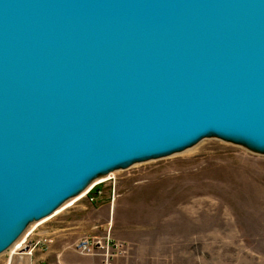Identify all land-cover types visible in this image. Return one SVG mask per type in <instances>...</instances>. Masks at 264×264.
<instances>
[{
  "label": "water",
  "instance_id": "obj_1",
  "mask_svg": "<svg viewBox=\"0 0 264 264\" xmlns=\"http://www.w3.org/2000/svg\"><path fill=\"white\" fill-rule=\"evenodd\" d=\"M208 133L264 149V0H0V253Z\"/></svg>",
  "mask_w": 264,
  "mask_h": 264
},
{
  "label": "rangeland",
  "instance_id": "obj_2",
  "mask_svg": "<svg viewBox=\"0 0 264 264\" xmlns=\"http://www.w3.org/2000/svg\"><path fill=\"white\" fill-rule=\"evenodd\" d=\"M105 175L57 214L32 222L27 242L49 234L52 243L30 255L22 254L28 243L7 248L0 264H84L73 243L87 235L124 241L123 264H264V149L208 133Z\"/></svg>",
  "mask_w": 264,
  "mask_h": 264
},
{
  "label": "built area",
  "instance_id": "obj_3",
  "mask_svg": "<svg viewBox=\"0 0 264 264\" xmlns=\"http://www.w3.org/2000/svg\"><path fill=\"white\" fill-rule=\"evenodd\" d=\"M25 236L23 239L24 251L28 252L29 255L32 254V251L44 243H52L54 241V237L49 234H41L36 238L30 239L27 242V237ZM73 250L79 255L91 256L96 259V262L93 264H123L122 256L126 252V244L124 241L115 240L111 238H105L100 236H83L79 237L73 243ZM58 264H76V263H61L58 261ZM78 264V263H77Z\"/></svg>",
  "mask_w": 264,
  "mask_h": 264
},
{
  "label": "bare ground",
  "instance_id": "obj_4",
  "mask_svg": "<svg viewBox=\"0 0 264 264\" xmlns=\"http://www.w3.org/2000/svg\"><path fill=\"white\" fill-rule=\"evenodd\" d=\"M101 175V174H100ZM97 175L95 177H93L83 188L80 192H78L77 194L73 195L72 197L66 199L63 203H61L59 206H57V208H55L52 212V214L45 216L43 218H40L35 221L39 222V224L47 219H49L50 217H52L53 215L57 214L58 212H60L63 208L67 207L68 205L72 204V202H74V200L82 197L84 195V193L86 192L87 189H89L91 186H93L96 182L101 181V180H105L107 177L105 176H100ZM87 194V192H86ZM33 222V221H32ZM32 222L29 223V228L27 227L22 234L8 247V251L14 252L15 250L19 249L22 246V242L23 239L25 238V236L30 235V233L32 232ZM37 226V225H36ZM29 229V230H28ZM31 229V230H30ZM21 239V240H20ZM24 254H29L28 252H25Z\"/></svg>",
  "mask_w": 264,
  "mask_h": 264
},
{
  "label": "crops",
  "instance_id": "obj_5",
  "mask_svg": "<svg viewBox=\"0 0 264 264\" xmlns=\"http://www.w3.org/2000/svg\"><path fill=\"white\" fill-rule=\"evenodd\" d=\"M83 257H86L85 259H83L81 262L82 263H84V264H93L94 263V261H96V259L95 258H93V257H91V256H83ZM20 258H23V257H20ZM56 262H55V260L53 261L52 260V262H49V264H55ZM71 263H80V262H71ZM21 264V263H20ZM22 264H23V262H22ZM26 264V263H25ZM32 264H33V262H32ZM81 264V263H80Z\"/></svg>",
  "mask_w": 264,
  "mask_h": 264
},
{
  "label": "trees",
  "instance_id": "obj_6",
  "mask_svg": "<svg viewBox=\"0 0 264 264\" xmlns=\"http://www.w3.org/2000/svg\"><path fill=\"white\" fill-rule=\"evenodd\" d=\"M91 192V191H90Z\"/></svg>",
  "mask_w": 264,
  "mask_h": 264
}]
</instances>
